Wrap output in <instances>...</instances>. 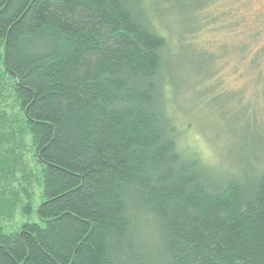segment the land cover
Returning a JSON list of instances; mask_svg holds the SVG:
<instances>
[{
  "label": "trees",
  "instance_id": "obj_1",
  "mask_svg": "<svg viewBox=\"0 0 264 264\" xmlns=\"http://www.w3.org/2000/svg\"><path fill=\"white\" fill-rule=\"evenodd\" d=\"M146 13L138 0H0V64L42 199L37 223L0 226V264H264V163L224 178L178 150L168 41Z\"/></svg>",
  "mask_w": 264,
  "mask_h": 264
},
{
  "label": "rangeland",
  "instance_id": "obj_2",
  "mask_svg": "<svg viewBox=\"0 0 264 264\" xmlns=\"http://www.w3.org/2000/svg\"><path fill=\"white\" fill-rule=\"evenodd\" d=\"M203 4L138 0L168 41L162 98L178 150L215 176L243 180L264 163V0H213L192 15ZM256 31L260 36L253 35ZM0 163V226L11 233L24 222L37 223L41 167L15 102L13 80L1 64ZM24 190L31 199L30 217L21 215Z\"/></svg>",
  "mask_w": 264,
  "mask_h": 264
}]
</instances>
